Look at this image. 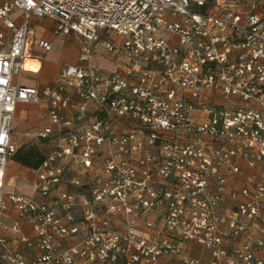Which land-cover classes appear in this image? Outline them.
<instances>
[{"label": "built area", "instance_id": "2783aa9c", "mask_svg": "<svg viewBox=\"0 0 264 264\" xmlns=\"http://www.w3.org/2000/svg\"><path fill=\"white\" fill-rule=\"evenodd\" d=\"M45 17L79 62L22 85ZM19 102L34 194L4 189ZM0 226V264H264V0H0Z\"/></svg>", "mask_w": 264, "mask_h": 264}, {"label": "crops", "instance_id": "0c3cea01", "mask_svg": "<svg viewBox=\"0 0 264 264\" xmlns=\"http://www.w3.org/2000/svg\"><path fill=\"white\" fill-rule=\"evenodd\" d=\"M17 15H20V13ZM33 25H36V27L41 25L42 29L39 30V32H35V30H33ZM53 25L54 21L50 18H35L32 22L31 30L36 36L51 40L53 44L55 41H57V38L54 37L51 32ZM65 39L70 44L69 50L71 58L70 62L68 63L79 62L75 39L72 37H66ZM50 51L52 52V48L48 52L44 53L43 50L38 46L34 47L32 54L38 55V57H41V60L34 61L32 56L31 58L27 59L24 66V69L26 70H23L20 73V75L17 77V81L22 85L35 87L53 82L61 66L65 63L49 61L47 59V54L50 53ZM101 61L102 63H100ZM94 63L104 68L110 65V63L103 58H95ZM22 73L26 76L23 82L20 80ZM41 122H43L44 125H41ZM45 125H48V119L43 106L26 102L17 103L15 107L13 129L11 133L12 141L17 147L16 152L19 150L22 151L32 149L43 155V152L48 146V142L47 140L45 141L41 139L38 136V133ZM29 133L37 134V137L28 138L27 136ZM33 181L34 175L30 166L24 165L17 161L15 159V155L9 159L6 165L4 176L5 190L22 194H34ZM1 219L4 222H11V218L6 216H2ZM0 232H3L1 226ZM186 247H188L187 253L193 256H198L203 263H206V261L209 259L208 251L202 249L201 246L194 243H189L186 245ZM258 254L263 255L264 250L259 251Z\"/></svg>", "mask_w": 264, "mask_h": 264}, {"label": "rangeland", "instance_id": "374dc122", "mask_svg": "<svg viewBox=\"0 0 264 264\" xmlns=\"http://www.w3.org/2000/svg\"><path fill=\"white\" fill-rule=\"evenodd\" d=\"M17 19H19V17ZM41 29H42L41 25H39V27H36V25H33V30H35V32L36 31L39 32V30H41ZM56 38H57V41H55L52 44V52L50 51V53L47 54V59L49 61L63 62L65 64H67L68 62H70V58H71L70 57L71 54H70V50H69L70 44L65 38H61V37H56ZM34 56L41 59V57H38V55H34ZM100 63H102V61ZM25 77L26 76L22 73L20 76V78H21L20 80L23 82ZM41 125H44V123L41 122ZM16 130H18V129H16ZM27 137L28 138L37 137V134H30L29 133ZM1 221H2V219H1ZM184 250H185L184 252L188 256L198 258L199 260H201L198 256H193V255L187 253L188 247H185Z\"/></svg>", "mask_w": 264, "mask_h": 264}, {"label": "trees", "instance_id": "16d2710c", "mask_svg": "<svg viewBox=\"0 0 264 264\" xmlns=\"http://www.w3.org/2000/svg\"><path fill=\"white\" fill-rule=\"evenodd\" d=\"M14 155L17 161L30 167L36 166L42 159V154L32 149L19 150Z\"/></svg>", "mask_w": 264, "mask_h": 264}, {"label": "bare ground", "instance_id": "6f19581e", "mask_svg": "<svg viewBox=\"0 0 264 264\" xmlns=\"http://www.w3.org/2000/svg\"><path fill=\"white\" fill-rule=\"evenodd\" d=\"M30 58H31V56H30ZM34 60V59H33ZM26 63V62H25ZM24 70H26V69H24Z\"/></svg>", "mask_w": 264, "mask_h": 264}]
</instances>
